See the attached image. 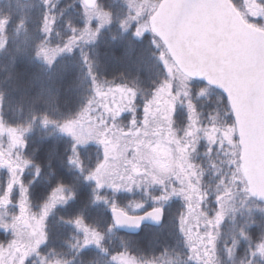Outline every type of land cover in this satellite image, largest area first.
Segmentation results:
<instances>
[{"label":"snow or ice","instance_id":"snow-or-ice-1","mask_svg":"<svg viewBox=\"0 0 264 264\" xmlns=\"http://www.w3.org/2000/svg\"><path fill=\"white\" fill-rule=\"evenodd\" d=\"M44 2L48 4L49 0ZM84 6L89 22L93 16L99 18L101 25L108 22L109 13L98 7V0H84ZM260 11L264 12V7ZM54 20V16H42L43 33L51 32ZM89 31L90 25L85 24L81 35ZM140 32L141 29H138L135 34L140 35ZM77 38L70 39L64 48H50L48 41L41 40L37 55H43L51 64L57 52L64 49L70 52ZM189 108H192L191 101ZM37 118L33 116V121ZM39 119L45 126L58 123L47 115ZM58 127L72 137V155L67 157V162L70 170L77 171L78 175L72 182L53 181L52 174L46 176L47 190L33 206L30 193L44 173L40 165L24 155L27 146L25 133L31 129V123L13 127L5 126L0 120V135L8 133L7 142L0 140V168L8 173L6 186L0 191V207L13 203V190L16 187L19 189L16 201L18 213L12 214L8 221L0 220V228L11 230V238L0 243V264H37L36 260H30L32 256L39 258L38 264H101V259L103 264H173V257L177 258V264H222V260L224 264H229L238 255L241 239L248 240L249 244L239 264H257V257L264 259V221L258 225L261 235L255 242H252L249 230L256 221L249 219L234 225L230 244L221 247L218 243L220 230L231 207L228 202L233 199L236 179L241 180L246 196L260 200H264V183L238 175H234L231 182L221 181L223 187L218 188L216 196L218 207L210 213L205 207L206 193L199 186L200 175L189 159L191 145L180 147L179 156L161 159L154 154H142L137 149L138 155L125 161L130 167L120 168L116 164L99 161L89 168L81 159V147L97 136L83 129L81 120L76 118L66 120ZM93 131L98 135L102 129ZM145 148L150 149L151 145H145ZM26 169L33 170L31 179L25 177ZM173 178L179 186L173 183ZM77 180L90 185L86 196L82 197L75 182ZM154 185L159 186L157 194H153ZM136 188L142 190L143 199L120 203L126 194L134 193ZM176 196L181 197L185 205L184 211L176 218L177 230L182 238L181 251L165 247L160 256L147 258L138 254L131 242L123 237L119 247L107 246V238L125 228L138 230L145 221L157 226L164 224L170 201ZM104 212L108 213L107 216L103 215ZM62 226L72 231L71 238L64 241L68 252L49 247L53 232L59 231ZM92 255L96 258L89 259Z\"/></svg>","mask_w":264,"mask_h":264},{"label":"trees","instance_id":"trees-1","mask_svg":"<svg viewBox=\"0 0 264 264\" xmlns=\"http://www.w3.org/2000/svg\"><path fill=\"white\" fill-rule=\"evenodd\" d=\"M98 2L101 9L110 13L111 21L108 26L96 30V34L88 40L83 39L81 35L87 17L84 3L80 0H49L48 4H45L44 0L0 2V34L3 39L0 43L1 116L6 126H26L31 123V129L25 135L27 146L24 155L40 165L44 173L31 190L33 205H36L47 190L46 176L52 174L53 181L72 182L78 175L77 171L70 170L67 162V157L72 153V138L60 133L58 124L76 118L84 111L93 95L96 82L123 85L133 89L136 96L135 105L141 111L167 79L166 68L157 56L155 36L147 33L142 38H137L130 30L124 29L122 23L129 12L122 1ZM44 14L55 17L49 34L41 30ZM74 37L78 38L75 39L77 43L72 46V50L57 52L51 64L43 55H37L41 40L48 41L50 48H64ZM191 79L193 95L198 89L211 90L210 96L197 94L196 103L207 101L220 104L224 111H227L225 107L231 111L222 92L202 80ZM207 107L202 106L199 111L212 114L211 108ZM43 115L58 123L45 126L39 119ZM33 116L38 118L33 121ZM229 118L234 123L232 112ZM174 120L176 129L181 130L186 123V116L181 109L177 111ZM81 159L86 167L91 168L102 161L103 156L95 145L88 144L81 147ZM32 175L30 172L26 177L31 179ZM213 179L214 176L210 175L204 183L209 202L213 199L210 196V185L215 183ZM75 182L82 197L86 196L90 185L79 180ZM255 202L259 206L264 205L256 199ZM181 211V204L174 201L170 204L165 222L161 226L145 225L136 233L121 230L108 237L106 244L110 248H117L120 246V238L123 237L131 242L138 254L147 258L160 256L165 247L181 251V237L176 226V218ZM107 214L103 213L104 216ZM249 219L256 221L249 230L252 242H255L261 235L258 225L264 221V213L252 211L247 215L239 213L234 222H229L228 227L223 228L219 235L222 238L218 242L219 245L223 247L226 242L230 244L234 225L243 224ZM71 236V229L62 226L59 231L53 232L49 247L68 252L64 241L69 240ZM248 244V240L241 239L238 255L233 261H229V264H239V260L244 258ZM94 258V255L89 257ZM180 260L182 262V257ZM262 262L264 264V260H257V264ZM173 264H177L176 257H173Z\"/></svg>","mask_w":264,"mask_h":264},{"label":"rangeland","instance_id":"rangeland-1","mask_svg":"<svg viewBox=\"0 0 264 264\" xmlns=\"http://www.w3.org/2000/svg\"><path fill=\"white\" fill-rule=\"evenodd\" d=\"M80 1L84 3V0ZM120 1L128 7L129 12L128 17L122 23L124 29L130 30L137 38H142L147 33L155 36L154 42L158 49L157 56L162 61V66L166 68L167 79L156 91L154 98L145 103L141 111L135 105L136 96L133 89L123 85L96 82L93 95L90 97L86 108L76 119L81 120L83 129L97 136L88 144L95 145L101 151L102 161L108 164H116L120 168L130 167V164H126L125 161L137 156V149L142 154H154L163 159L166 156H179L180 147L185 144L191 145L188 149L189 159L200 175V188L206 193V190H204L206 178L211 175L215 179V183L212 181L214 183L212 188L215 200L209 202L208 193H206L205 199V207L211 213L218 207L216 196L218 188L223 187L221 181L228 183L233 180L234 175L244 176L236 125L229 118L231 111L225 106L227 111L222 110L220 104H212L207 101L203 103L195 102L197 94L199 96L200 94L210 96L211 90L209 88L198 89V92L193 95L192 79L178 68L166 45L153 30L151 19L163 0ZM262 1L235 0L234 4L245 21L264 30V12L260 11L261 7L264 6ZM255 2L257 3L256 7L253 6ZM98 7L100 8L99 2ZM110 16L109 13V20L103 25L100 24V20L96 16H93L90 22L87 20L86 24L90 25V31L83 35V39H91L93 32L96 34L97 29L108 26L111 21ZM138 29H141L140 35L135 34ZM1 37L0 34V43L3 40ZM76 41L73 42L72 46L77 43ZM189 101H191L192 108H189ZM202 106L205 108L208 106V109L211 108L212 114L209 112L204 114L199 111ZM179 109L186 116V123H184L181 130L176 129L174 120ZM0 120H2L1 102ZM58 129L63 135L72 138L67 133L62 132L60 128ZM93 129H102V132L97 135ZM209 136H211V139ZM0 140L7 142L8 133L4 132L0 135ZM71 141L73 143V140ZM102 141L107 143H102ZM145 145H151V148L146 149ZM193 146L194 150H192ZM106 149L107 156L105 155ZM30 172L33 173V170L26 169L25 177ZM7 179V170L0 168V191L6 186ZM193 179L195 182V178ZM173 183L179 186L175 178H173ZM158 188V185L153 186V194H157ZM233 188V199L228 202L231 207L220 232L223 231L224 227H228L229 222H234L239 213L241 215H247L252 211L264 213L262 211L264 205L259 206L254 197L245 195L240 179H236ZM13 194L15 197L13 203L7 207H0V220L8 221L12 214L18 213L19 208L16 203L19 199L18 187L14 188ZM139 199H143V192L140 188H136L134 193L126 194L120 203L127 204L129 200ZM174 201H178L181 204L182 211H184L183 199L179 196L173 197L170 204ZM233 231L235 229L232 230V234H234ZM10 238L11 230L0 228V243H5ZM221 239L219 237L218 242ZM30 260H36L38 264L39 258L32 256ZM257 260L264 259L258 257Z\"/></svg>","mask_w":264,"mask_h":264},{"label":"water","instance_id":"water-1","mask_svg":"<svg viewBox=\"0 0 264 264\" xmlns=\"http://www.w3.org/2000/svg\"><path fill=\"white\" fill-rule=\"evenodd\" d=\"M151 23L182 72L225 95L244 176L264 183V30L247 23L231 0H163ZM145 225L157 226L145 221L123 230Z\"/></svg>","mask_w":264,"mask_h":264},{"label":"flooded vegetation","instance_id":"flooded-vegetation-1","mask_svg":"<svg viewBox=\"0 0 264 264\" xmlns=\"http://www.w3.org/2000/svg\"><path fill=\"white\" fill-rule=\"evenodd\" d=\"M233 3H234V2H233ZM234 5H235V4H234ZM253 6L256 7V6H257V3L255 2V3L253 4ZM210 187H211L210 196L213 197L212 201L214 202V200H215V195L213 196V188H212L211 185H210ZM262 204H264V203H262Z\"/></svg>","mask_w":264,"mask_h":264}]
</instances>
